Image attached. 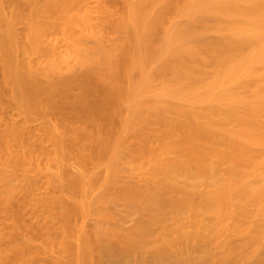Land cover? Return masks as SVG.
<instances>
[{"label": "bare ground", "instance_id": "6f19581e", "mask_svg": "<svg viewBox=\"0 0 264 264\" xmlns=\"http://www.w3.org/2000/svg\"><path fill=\"white\" fill-rule=\"evenodd\" d=\"M105 2L0 0V264H264V0Z\"/></svg>", "mask_w": 264, "mask_h": 264}, {"label": "rangeland", "instance_id": "374dc122", "mask_svg": "<svg viewBox=\"0 0 264 264\" xmlns=\"http://www.w3.org/2000/svg\"><path fill=\"white\" fill-rule=\"evenodd\" d=\"M106 1H109V3L108 2H105L107 5H109L110 7H112L113 5H115V7H113V8H119V7H121V2H122V0H106ZM135 2H137V0H134ZM182 19H179V21H181ZM211 34L210 35H212V32H210ZM217 34H213L212 35V37L210 38V40H212V39H216L217 37H218V39L220 38V36L221 35H223V33L221 34L220 33V35L218 34L219 32H216ZM203 35V34H202ZM208 35V32H207V34L205 35V37L204 36H201V37H203V38H201L203 41L206 39L207 41L209 40L206 36ZM216 35H217V37H216ZM208 37H209V35H208ZM216 37V38H215ZM151 39V38H150ZM150 39H149V41H150ZM207 41H204V42H207ZM137 44H138V42H131L130 43V46L132 47H135L134 49H137L136 47H137ZM141 47V46H140ZM142 48V47H141ZM77 71H79L78 73H76L75 72V74H79V73H82V71H84L83 69L82 70H77ZM134 75H136V73H134ZM136 79V78H135Z\"/></svg>", "mask_w": 264, "mask_h": 264}]
</instances>
